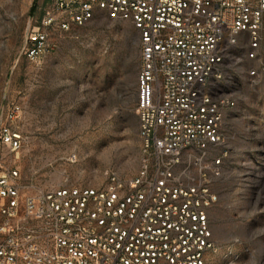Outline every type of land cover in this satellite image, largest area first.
Returning <instances> with one entry per match:
<instances>
[{"label":"built area","instance_id":"built-area-1","mask_svg":"<svg viewBox=\"0 0 264 264\" xmlns=\"http://www.w3.org/2000/svg\"><path fill=\"white\" fill-rule=\"evenodd\" d=\"M29 25L25 53L34 60L56 44L52 29L84 25L99 11L139 32L137 108L142 142L139 172L111 184L43 188L20 168L0 162V264H212L220 246L212 209L224 172V66L242 40L264 74V0H53ZM20 104L0 117V142L19 151L14 125ZM75 157V156H74ZM228 264H240L230 249Z\"/></svg>","mask_w":264,"mask_h":264},{"label":"rangeland","instance_id":"rangeland-1","mask_svg":"<svg viewBox=\"0 0 264 264\" xmlns=\"http://www.w3.org/2000/svg\"><path fill=\"white\" fill-rule=\"evenodd\" d=\"M53 6V0H0V117L7 122L13 104L23 111L14 123L23 134L19 156L0 142V162L43 188L105 187L112 172L129 180L143 156L139 32L99 11L84 25L52 29L56 46L31 59L28 27ZM246 50L242 40L224 66L223 88L236 103L225 109L226 142L212 149V155L228 151L215 183L220 201L212 221L220 250L212 264H228L230 249L241 254L240 264H264V74L248 75L255 61Z\"/></svg>","mask_w":264,"mask_h":264}]
</instances>
